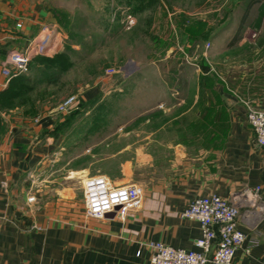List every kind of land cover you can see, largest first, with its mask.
Segmentation results:
<instances>
[{
    "label": "crops",
    "instance_id": "1",
    "mask_svg": "<svg viewBox=\"0 0 264 264\" xmlns=\"http://www.w3.org/2000/svg\"><path fill=\"white\" fill-rule=\"evenodd\" d=\"M213 6L212 20L206 22L221 30L210 42L217 69L201 71L202 78L190 85L165 82L149 104L140 101L130 127L121 126L129 140L116 149V156L125 157L120 174L96 172L113 184L132 181L141 189L142 204L94 218L78 199L76 167L65 173V166H55L71 147L63 143L68 134L51 133L55 107L50 100L70 70L53 80L41 78L37 59L68 51L74 61L93 21L111 33L110 41L144 43L160 14L169 28L183 31L187 48L192 43L185 24L188 0H0V264H149L150 241L197 249L200 224L182 216L195 198L229 197L260 185L264 200V147L257 145L247 120L250 108H264V0H214ZM39 40L51 54L36 52ZM13 49L32 55L16 85L2 73ZM118 59L140 57L121 54ZM244 62L253 77L239 81ZM212 73L209 84L203 77ZM37 79L39 84H32ZM116 82L99 77L97 89L83 97L90 101ZM5 95L11 99L4 105ZM31 196L35 201H29ZM239 227L247 240L235 264H264V216L243 211Z\"/></svg>",
    "mask_w": 264,
    "mask_h": 264
},
{
    "label": "rangeland",
    "instance_id": "2",
    "mask_svg": "<svg viewBox=\"0 0 264 264\" xmlns=\"http://www.w3.org/2000/svg\"><path fill=\"white\" fill-rule=\"evenodd\" d=\"M213 1L188 0L189 12L185 24L187 38H191L192 43L187 48L184 46L183 31L169 28L163 14L157 15L156 26L149 33L146 42L138 45H126L125 38L120 41H112V38L110 41L111 33H106L100 28L99 22L93 21V27L88 30V36L85 38L86 43L82 44L77 55H74L75 60H69L67 68L57 72L58 75H63L70 70L65 74L66 81H62L60 86L54 89V99L50 100L53 102L52 107H55L52 110L55 115L53 128L58 127L60 132L68 134L63 143L70 145L71 149L61 155L60 160L54 164L56 167L65 166L62 169L64 172L76 167L74 176L77 177L74 179L79 191L78 199L80 203L84 202L83 211L85 200H81V197L84 199V192L82 195L81 191L87 176L99 174L96 172L101 171H109L113 177L120 174V166L125 157L116 156V149L129 140V137H125V131H121V126L125 124L124 129L130 127L127 122L138 111L140 101L149 104L155 93L162 90L161 85L165 82V85L173 86L182 85V81L187 85L193 84L198 78L201 79L198 74L207 70L203 67V62L208 64L209 70L217 69L212 60V48L206 46L207 43H212V39L221 31L211 28V23H207L211 22L213 17ZM105 41L107 43H104ZM63 53L68 51L61 54ZM121 54H134L140 59L114 60V57ZM239 67L244 70L243 76L236 79L244 81L253 77L248 76L249 64L244 62ZM110 68L115 70L113 74L106 73ZM263 68L264 63L260 69ZM40 69L43 70L44 66ZM99 77H112L117 79V82L113 87L101 90L95 98L87 101L83 94L88 93L91 88L97 89L101 84L100 82L95 85ZM36 83L39 84L38 79L32 82ZM44 87L47 88L46 85ZM56 96L63 98L58 101ZM69 96L76 97L74 104L64 112L58 111L57 106ZM84 166L90 169V173L83 169ZM128 181L131 180L124 182Z\"/></svg>",
    "mask_w": 264,
    "mask_h": 264
},
{
    "label": "built area",
    "instance_id": "3",
    "mask_svg": "<svg viewBox=\"0 0 264 264\" xmlns=\"http://www.w3.org/2000/svg\"><path fill=\"white\" fill-rule=\"evenodd\" d=\"M128 23L131 25L134 20L130 19ZM210 45L207 43L206 46ZM33 48L42 55L52 53L44 40L36 42ZM31 59L32 55L29 52L11 50L2 68L3 75L10 80L25 73ZM114 72L113 68L106 70L108 74ZM75 99V96L67 97L57 106V110L60 112L68 110ZM247 120L254 130L257 145L264 147V108H250ZM82 189L85 214L89 217L102 218L119 208L134 211L142 204V193L136 184H113L103 174L88 175ZM29 201H35V197L31 196ZM243 211L257 218L264 216V200L260 185L234 191L229 197L211 193L195 198L184 208L182 216L195 219L200 224L201 236L196 240L197 249L175 247L162 241H150L152 255L149 264H235L236 253L247 240V234L239 227V218ZM255 243L253 240L252 245L246 248L247 253H250Z\"/></svg>",
    "mask_w": 264,
    "mask_h": 264
},
{
    "label": "trees",
    "instance_id": "4",
    "mask_svg": "<svg viewBox=\"0 0 264 264\" xmlns=\"http://www.w3.org/2000/svg\"><path fill=\"white\" fill-rule=\"evenodd\" d=\"M39 61V63L41 65L44 66V69H43V76L44 78L48 79V80H53L56 76H57V72H61L63 70H65L67 67L66 65L69 63V56L67 54H59V55H56L52 58H49V57H41L39 56V58L37 59ZM30 65V64H29ZM203 67L206 68L207 70L206 71H209V66L208 64H206L205 62H203ZM56 69V71L54 70ZM211 73V72H210ZM22 75V74H21ZM21 75L17 76V77H14L11 79V82L13 81V85L15 83V85L19 82L20 78H21ZM213 73L210 74L209 76H204L203 79L204 80H208L209 84L210 82L213 80V77H212ZM202 78V77H201ZM14 80L17 82H14ZM10 91L7 92V94L9 93ZM16 95V93L14 92L12 94V97ZM11 97H7L6 98V95H5V98L3 99V104L5 105L6 102H8V100H10ZM14 99V98H13ZM157 116H163L162 113H157L156 114ZM67 119H70V118H67ZM65 123H62V125H64ZM59 128H54L51 133L53 134H59V133H62L58 130Z\"/></svg>",
    "mask_w": 264,
    "mask_h": 264
},
{
    "label": "water",
    "instance_id": "5",
    "mask_svg": "<svg viewBox=\"0 0 264 264\" xmlns=\"http://www.w3.org/2000/svg\"><path fill=\"white\" fill-rule=\"evenodd\" d=\"M111 213H113V212H111ZM107 214H110V213H107ZM107 214H106V215H107Z\"/></svg>",
    "mask_w": 264,
    "mask_h": 264
}]
</instances>
